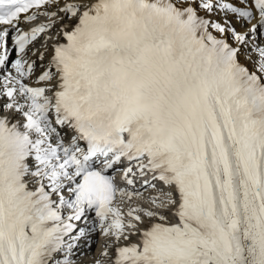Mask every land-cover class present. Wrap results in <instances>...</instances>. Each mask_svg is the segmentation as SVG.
Segmentation results:
<instances>
[{
    "label": "snow or ice",
    "instance_id": "obj_1",
    "mask_svg": "<svg viewBox=\"0 0 264 264\" xmlns=\"http://www.w3.org/2000/svg\"><path fill=\"white\" fill-rule=\"evenodd\" d=\"M97 229L112 264H264V0H0V264Z\"/></svg>",
    "mask_w": 264,
    "mask_h": 264
},
{
    "label": "bare ground",
    "instance_id": "obj_2",
    "mask_svg": "<svg viewBox=\"0 0 264 264\" xmlns=\"http://www.w3.org/2000/svg\"><path fill=\"white\" fill-rule=\"evenodd\" d=\"M218 18V17H217ZM39 22H46V20L42 19V20H38L36 23H39ZM239 27V25H237ZM22 27H27L25 25H22ZM59 27V25H57V28ZM43 43V40L42 39H38L37 40V45L34 46L36 49H40V50H43L41 48V45ZM51 42H49L50 44ZM51 55V50L49 48V52L47 53L46 57H45V60L44 61H40L38 59H36V57H31L32 59L36 60V68L34 70V73L31 77L30 80H27L26 82L29 83L30 86L32 87H38V86H45L43 83L41 84H36L35 81L37 79V77L42 73L43 71V67L41 66L42 64L43 65H46L47 64V59H48V56ZM15 75V73L13 74ZM156 193H144V196L147 198L148 196L150 195H155ZM137 203H139L140 201H136ZM121 204V208L123 210H127L128 209V204L127 203H120ZM119 204V206H120ZM145 206H147L145 204ZM98 218L96 216H94V220H97ZM91 221V222H92ZM100 234L98 232V229L93 232V236L94 234ZM101 235V234H100ZM135 238V237H134ZM133 238V239H134ZM105 239V240H104ZM109 239V242H106V240ZM95 240V237L92 238V241L89 243V245L91 246L92 243L94 242ZM124 243V242H123ZM86 244H83L81 246H78L76 249H77V252H81L82 251V248L85 246ZM105 245H112L111 247H108L107 248V251H108V256L107 257H102L101 256V253L105 251ZM112 247H115V245H113V241L112 239L108 238V237H104L102 241H100V245L98 247V249L96 250V252H86L85 255H87L86 257L83 258L82 261L78 262V264H96V261L97 260H100L101 261V264H110L108 262H112V257L113 255H111V253L113 252V250H111Z\"/></svg>",
    "mask_w": 264,
    "mask_h": 264
}]
</instances>
